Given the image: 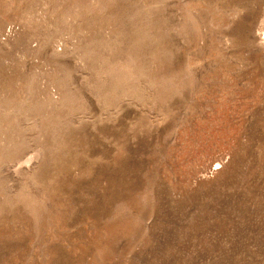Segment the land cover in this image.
Instances as JSON below:
<instances>
[{"label": "rangeland", "instance_id": "rangeland-1", "mask_svg": "<svg viewBox=\"0 0 264 264\" xmlns=\"http://www.w3.org/2000/svg\"><path fill=\"white\" fill-rule=\"evenodd\" d=\"M0 264H264V0H0Z\"/></svg>", "mask_w": 264, "mask_h": 264}]
</instances>
